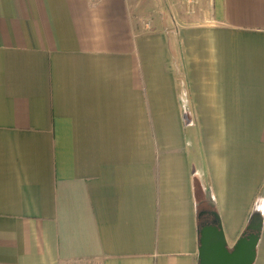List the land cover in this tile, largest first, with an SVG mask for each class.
<instances>
[{"label":"crops","instance_id":"0c3cea01","mask_svg":"<svg viewBox=\"0 0 264 264\" xmlns=\"http://www.w3.org/2000/svg\"><path fill=\"white\" fill-rule=\"evenodd\" d=\"M197 192L264 264V0H0V264H197Z\"/></svg>","mask_w":264,"mask_h":264},{"label":"water","instance_id":"95a60500","mask_svg":"<svg viewBox=\"0 0 264 264\" xmlns=\"http://www.w3.org/2000/svg\"><path fill=\"white\" fill-rule=\"evenodd\" d=\"M204 214L210 215L212 221L198 230L197 264H253L262 227L261 210H252L246 225L247 234L239 237L231 247L226 242L217 213L202 212L198 217Z\"/></svg>","mask_w":264,"mask_h":264},{"label":"rangeland","instance_id":"374dc122","mask_svg":"<svg viewBox=\"0 0 264 264\" xmlns=\"http://www.w3.org/2000/svg\"><path fill=\"white\" fill-rule=\"evenodd\" d=\"M197 193H198V196H199L198 201H197V207H198L199 213H202V212L207 213V212H209L210 209H211V206L204 200V198L201 197L199 192H197Z\"/></svg>","mask_w":264,"mask_h":264},{"label":"built area","instance_id":"2783aa9c","mask_svg":"<svg viewBox=\"0 0 264 264\" xmlns=\"http://www.w3.org/2000/svg\"><path fill=\"white\" fill-rule=\"evenodd\" d=\"M180 3H182L183 5H187V6H192V5H196L197 3H208V4H212L213 0H178Z\"/></svg>","mask_w":264,"mask_h":264},{"label":"flooded vegetation","instance_id":"af4514ba","mask_svg":"<svg viewBox=\"0 0 264 264\" xmlns=\"http://www.w3.org/2000/svg\"><path fill=\"white\" fill-rule=\"evenodd\" d=\"M199 219L202 220V225L209 224L212 221V217L210 215H208V214L202 215Z\"/></svg>","mask_w":264,"mask_h":264},{"label":"trees","instance_id":"16d2710c","mask_svg":"<svg viewBox=\"0 0 264 264\" xmlns=\"http://www.w3.org/2000/svg\"><path fill=\"white\" fill-rule=\"evenodd\" d=\"M202 226V220L199 219L198 222H197V227H198V230L199 228ZM244 234H247V231H246V226L243 228V230L241 231L239 237L243 236Z\"/></svg>","mask_w":264,"mask_h":264}]
</instances>
